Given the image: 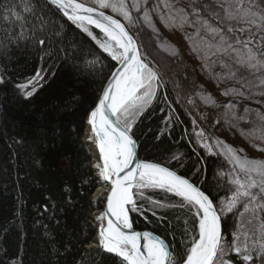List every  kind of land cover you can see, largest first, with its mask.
Wrapping results in <instances>:
<instances>
[{
  "label": "snow or ice",
  "instance_id": "obj_1",
  "mask_svg": "<svg viewBox=\"0 0 264 264\" xmlns=\"http://www.w3.org/2000/svg\"><path fill=\"white\" fill-rule=\"evenodd\" d=\"M57 13L99 51L84 40L70 39ZM157 21L166 30L184 35L200 61L201 74L217 87L226 85L220 92L226 98L223 103L193 81L196 96L207 107L223 108L217 122L235 128L264 154V0H0V84L5 83L6 63L15 58L14 51L35 53L40 61L34 75L17 85L25 98L62 67L81 84L109 70L106 82L101 78L99 87L93 85L98 95L87 113L86 139L99 153L92 166L110 187H106V208L95 217L97 235L88 241L89 249L97 251L83 253L77 264H101L102 254H108L103 264H264V155L252 158L243 148L209 137L203 129L195 133L200 147L227 166L217 172V187L226 180L230 194L218 205L190 179L138 157L133 129L164 87L163 73L142 51L141 33L149 31L161 50L179 55L176 46L161 38ZM101 53L115 63H106ZM236 98L259 108L241 105ZM163 99L167 101L166 93ZM189 103L194 101L190 98ZM171 120L167 115L162 123ZM163 135L162 130L157 139ZM182 155L174 153L172 159L183 165ZM149 191L177 199H155L146 195ZM167 209L190 214L183 218L187 247L182 254L160 235L133 230L131 213L151 212L163 221L157 210ZM229 214L236 220L231 239L222 228ZM52 250L58 252L55 246Z\"/></svg>",
  "mask_w": 264,
  "mask_h": 264
},
{
  "label": "trees",
  "instance_id": "obj_2",
  "mask_svg": "<svg viewBox=\"0 0 264 264\" xmlns=\"http://www.w3.org/2000/svg\"><path fill=\"white\" fill-rule=\"evenodd\" d=\"M57 17L65 24L70 39L84 40L99 51L79 29L58 13ZM157 28L165 30L168 38L164 40L176 46L179 55L170 56L166 50L162 57L164 87L157 93V102L139 118L133 129L140 146V159L159 163L190 179L218 204L230 194L226 180L221 181L223 187H217L220 179L217 172L227 166L222 158L208 155L197 143L188 101L196 95L193 81L218 95L226 85L217 87L201 74L200 61L192 54L180 31L170 32L159 21ZM146 32L141 33L142 42ZM173 35L184 39L185 52L174 43ZM11 55L15 58L6 63L5 83L0 84V264H77L83 253L97 251L89 249L88 241L96 237L92 218L95 210L103 208L104 197L93 199L99 183L85 132L87 113L98 95L93 85L99 87L101 78L106 82L109 70L105 68L102 77L81 84L62 67L32 97L25 98L17 85L26 83L34 75L40 61L31 52L14 51ZM101 55L106 57V54ZM105 62L115 63L107 57ZM164 93L167 101L163 99ZM74 97L79 99L74 100ZM236 99L241 105L259 108L250 101ZM223 112V108H213L209 113L211 135L243 148L252 158H257L253 154L264 155L255 151L235 128H226L223 121L216 126ZM167 115H171L172 120L165 125L162 119ZM162 130L164 135L157 139ZM174 153L183 154V165L172 159ZM66 188L70 191H65ZM146 195L165 201L177 199L162 191H149ZM139 203L149 207L147 201ZM157 211L165 217L163 221L157 220L151 212L131 213L133 226L160 235L182 254L187 247L183 218L190 214L172 209ZM177 215L181 216L179 221L175 219ZM222 224L231 239L236 220L229 214ZM53 246L58 249L57 253L53 252ZM107 255H101V264ZM86 264L91 262L86 261Z\"/></svg>",
  "mask_w": 264,
  "mask_h": 264
},
{
  "label": "rangeland",
  "instance_id": "obj_3",
  "mask_svg": "<svg viewBox=\"0 0 264 264\" xmlns=\"http://www.w3.org/2000/svg\"><path fill=\"white\" fill-rule=\"evenodd\" d=\"M159 32L161 34V38H163V39L168 38V35L165 33L164 29H163V32L160 30H159ZM162 34H165V35H162ZM173 36H174V39H173L174 43L181 50H183V52H185V46H184L185 41H184V39L179 37V36H175V35H173ZM143 43H144V47H143L142 51L148 56V59L153 63V65L156 66L157 68H159V70L163 73L164 69H163V64H162V57H164L163 55L166 53V50H161V48L157 46V40L152 37V35L149 31L144 33ZM183 57L186 58V55L184 53H183ZM162 76H164V73ZM212 93H213L212 95L215 96L216 99L218 100L217 101L218 103L225 102V100H226L225 97L221 96L220 94L218 95V93H216V92H212ZM190 98L194 101V103H189V101H188V106L192 112L191 113L192 119L196 121V126H195L196 129L195 130L198 132L201 129H203L205 131L206 135H208L209 137H213L211 135L213 127H211L210 124H208V119H202V117H204V116L208 117L209 113L212 112L213 108L205 106L201 102L199 97H197L196 95L194 96L195 100L192 97H189V99ZM198 101H200V103ZM221 121L219 123H221ZM219 123L217 122V125H216L217 127H219ZM86 131H87V129H86ZM209 141H211V140H209ZM253 155H255V157L258 158V156L256 154H253ZM93 159H92V164H93ZM92 223H93V225H95L93 218H92ZM95 227H96V225H95ZM96 230H98L97 227H96ZM93 248H95V247H93Z\"/></svg>",
  "mask_w": 264,
  "mask_h": 264
},
{
  "label": "bare ground",
  "instance_id": "obj_4",
  "mask_svg": "<svg viewBox=\"0 0 264 264\" xmlns=\"http://www.w3.org/2000/svg\"><path fill=\"white\" fill-rule=\"evenodd\" d=\"M86 134L89 135V129H88V131H87ZM88 142H89V145H90V147H91V149H92V152H93V154H94V157H93V158H94V159H93V164H95V163L97 162V157H98V155H99V153H98V149H95V146L93 145V143H92L91 140H88ZM93 169H94V171H95V173H96V176L98 177L97 169L94 168V167H93ZM98 178H99V177H98ZM99 179H100V178H99ZM105 188H106V182H104V181H102V180L100 179V186H99L98 190L96 191V196L101 195V194L104 192ZM100 214H101V212L98 211V210H96V211L94 212V214H93V221H94V224L96 225L97 228H98V221H96L95 217L98 216V215H100ZM222 223H223V221H222Z\"/></svg>",
  "mask_w": 264,
  "mask_h": 264
},
{
  "label": "water",
  "instance_id": "obj_5",
  "mask_svg": "<svg viewBox=\"0 0 264 264\" xmlns=\"http://www.w3.org/2000/svg\"><path fill=\"white\" fill-rule=\"evenodd\" d=\"M86 129H87V131H88V129H90V126L86 123ZM87 131H86V133H87ZM87 135L88 134H86L85 135V141H86V143L88 144V146H89V148H90V151H91V153H92V156L94 157V154H93V152H92V149H91V147H90V145H89V142H88V139H86V137H87ZM138 157L140 158V146H139V148H138ZM146 162H148V161H146ZM153 163V162H152ZM163 166V165H162ZM171 170V169H170ZM178 174V173H177ZM96 178H97V180H98V183L100 184V179L96 176ZM100 186V185H99ZM106 186H108V187H110V185H106ZM99 188V187H98ZM98 190V189H97ZM96 190V191H97ZM108 195V192L106 191V189L104 190V192L101 194V195H99V196H96V192L94 193V197L93 198H102V196H104V204H103V209H102V211H100L101 213L105 210V208H106V196ZM95 227V226H94ZM96 228V227H95ZM222 228H223V224H222ZM133 230H135V231H146V230H139V229H136L134 226H133ZM97 232H98V230H97ZM155 234V233H154ZM157 235V234H156Z\"/></svg>",
  "mask_w": 264,
  "mask_h": 264
}]
</instances>
